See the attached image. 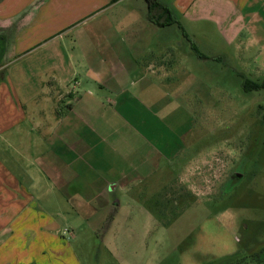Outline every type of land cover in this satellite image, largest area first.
<instances>
[{"label": "crops", "instance_id": "crops-1", "mask_svg": "<svg viewBox=\"0 0 264 264\" xmlns=\"http://www.w3.org/2000/svg\"><path fill=\"white\" fill-rule=\"evenodd\" d=\"M200 26L210 31L207 48L215 32L223 52L206 56L197 48ZM172 27L182 41H148ZM230 53L242 64L253 53L247 67L264 77V0H0V190L31 192L45 184L107 214L119 211L122 200L139 199L144 214L164 219L159 191L166 182L147 187L155 196L145 187L180 156L190 129L183 124L178 135L156 112L182 109L181 87L189 85L183 79L193 64ZM32 54L33 69L13 70ZM115 191L125 198L113 197ZM26 212L16 211L10 222L32 224ZM13 232L33 237V230L3 226L0 238ZM7 243L0 245V257L7 254L0 264H22L16 255L33 250L30 241L5 252ZM198 255L181 264L210 261Z\"/></svg>", "mask_w": 264, "mask_h": 264}, {"label": "rangeland", "instance_id": "rangeland-1", "mask_svg": "<svg viewBox=\"0 0 264 264\" xmlns=\"http://www.w3.org/2000/svg\"><path fill=\"white\" fill-rule=\"evenodd\" d=\"M106 15L111 14L107 11ZM200 27L197 48L206 56L223 52L215 32L213 48H207L204 38L210 31ZM108 28L119 33L114 25ZM151 34L148 41L180 40L175 27L167 28L158 39L160 30ZM139 36H143L141 30ZM251 54L245 55L243 64L234 53L218 61L193 64L186 73L190 76L183 79L189 85L181 87L182 109L156 112L161 123L172 126L176 134L185 133L183 124L190 129L180 156L145 187L147 192L150 184L166 182L167 189L159 193L166 200L175 199L178 206L167 209L164 219L144 214L133 195L136 201L122 200L119 211L107 214L95 212L98 206L86 207L79 199L66 200L63 192L47 189L45 184L31 192L8 187L0 190V228L7 226L18 233L30 229L33 237L17 238L13 232L12 238H0V245L8 240L5 252L11 251L13 243L18 249L28 248L31 241L33 250L16 255L22 264H181L184 259L193 260L196 253L199 260L207 257L212 262L235 252H251L263 244L264 91L245 92L242 83L264 77L251 70ZM13 67L30 71L33 54ZM235 174L239 177L232 180ZM28 192L33 200L26 197ZM156 192L151 188L146 194L155 196ZM113 197L125 198L118 191ZM151 204L149 199L147 207ZM21 210L32 215V224L10 222ZM4 256L7 254L0 260Z\"/></svg>", "mask_w": 264, "mask_h": 264}, {"label": "trees", "instance_id": "trees-1", "mask_svg": "<svg viewBox=\"0 0 264 264\" xmlns=\"http://www.w3.org/2000/svg\"><path fill=\"white\" fill-rule=\"evenodd\" d=\"M146 1L149 4H152L154 2V0H146ZM242 89L245 92L264 91V78L256 79V80L246 79L242 83ZM166 202H167V205H164L163 207H161L162 209L171 210V208L175 209V207L178 206V203L176 201H175L176 204H172V201L169 202L168 199L166 200ZM168 203L171 205H169ZM181 204L182 203H180V205ZM205 264H264V243L259 245L256 249H254L251 252H247V253L246 252L245 253L235 252L233 254L223 256L216 261L206 262Z\"/></svg>", "mask_w": 264, "mask_h": 264}, {"label": "flooded vegetation", "instance_id": "flooded-vegetation-1", "mask_svg": "<svg viewBox=\"0 0 264 264\" xmlns=\"http://www.w3.org/2000/svg\"><path fill=\"white\" fill-rule=\"evenodd\" d=\"M237 176H238V174H235L234 177L232 176V180L233 179L235 180V178H237Z\"/></svg>", "mask_w": 264, "mask_h": 264}, {"label": "water", "instance_id": "water-1", "mask_svg": "<svg viewBox=\"0 0 264 264\" xmlns=\"http://www.w3.org/2000/svg\"><path fill=\"white\" fill-rule=\"evenodd\" d=\"M237 177H239V175Z\"/></svg>", "mask_w": 264, "mask_h": 264}]
</instances>
